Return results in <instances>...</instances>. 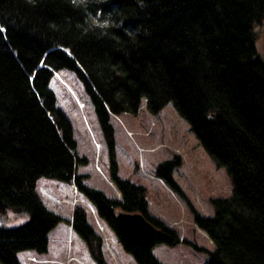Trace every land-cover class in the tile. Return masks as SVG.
<instances>
[{
    "label": "trees",
    "instance_id": "1",
    "mask_svg": "<svg viewBox=\"0 0 264 264\" xmlns=\"http://www.w3.org/2000/svg\"><path fill=\"white\" fill-rule=\"evenodd\" d=\"M261 22L264 0H0V214L27 215L0 227V264H20L19 251L45 253L47 233L61 220L40 199V177L73 183L135 264H161L153 246L179 238L148 212L145 187L117 175L109 122V114L136 112L141 99L150 114L170 102L230 178L229 195L210 198L212 214L202 215L172 179L177 156L155 166L212 243L204 264H264V60L253 32ZM63 69L92 105L119 198L75 172L86 160L49 87ZM116 210L140 213L160 235L127 239ZM70 226L94 263L106 264L102 240L78 205Z\"/></svg>",
    "mask_w": 264,
    "mask_h": 264
},
{
    "label": "rangeland",
    "instance_id": "2",
    "mask_svg": "<svg viewBox=\"0 0 264 264\" xmlns=\"http://www.w3.org/2000/svg\"><path fill=\"white\" fill-rule=\"evenodd\" d=\"M253 32L256 56L264 60V22L255 25ZM49 87L55 95V104L70 123L76 154L86 160L85 164L75 167V172L84 176L83 182L86 185L102 191L107 196L119 198L117 189L108 177L104 138L81 82L72 71L63 69L53 72ZM109 122L113 132L117 175L145 187L148 212L164 225L173 228L179 238L175 246L164 244L153 246L151 250L153 256L161 264H204L207 259L206 252L212 250L213 245L207 235L192 223L187 204L162 179L154 175L155 166L163 160L177 156L178 165L172 170V179L193 209L202 215L212 214L210 198L229 195L231 181L228 175L223 168L215 167L193 135L187 121L176 112L170 102L157 113L150 114L146 110L145 100L141 99L136 112L109 114ZM40 178L35 185L36 190L49 204V197L44 194L43 189L47 187L48 191H52L46 183L48 178ZM50 181L57 184V180L50 179ZM57 199L53 205L70 204L68 211H72L74 206L78 205L84 210L87 222L102 240L101 252L106 264H135L131 256L123 251L108 226L96 216L90 202L77 191L76 187L73 188L70 198ZM49 207L53 211L57 210L55 206L49 205ZM59 217L60 221L65 222L61 216ZM26 220V214L6 211L0 214V227H10ZM55 230L57 229L48 234L49 239L52 238ZM69 242V238L63 242L64 256L59 254L60 257L63 256L61 261L39 258L33 251H30L28 256L26 255L29 251L19 252L18 258L22 264H83L75 256H79V252L84 248L85 264H95L81 238L78 242L84 247L80 246L79 250L71 251ZM50 244L57 245L54 240H51ZM194 246L200 248L196 249Z\"/></svg>",
    "mask_w": 264,
    "mask_h": 264
},
{
    "label": "crops",
    "instance_id": "3",
    "mask_svg": "<svg viewBox=\"0 0 264 264\" xmlns=\"http://www.w3.org/2000/svg\"><path fill=\"white\" fill-rule=\"evenodd\" d=\"M41 178H38L36 180V183L35 185L38 183V181H40ZM49 186L51 188L52 191H48L47 190V187H43V189L45 190V195L49 197L48 201H50L49 204H47L44 199L41 197V200H42V203L44 204V206H46L47 209L53 211L49 205L51 206H55V208H57V210H54L53 212L56 213V215H59L61 216L65 222L63 221H59L53 228H51L49 230V232L47 233V249L45 251V253L43 254H38V255H35L39 258L43 257L42 259H45V260H56V261H61L64 256V248L62 249L64 243L63 242H66V238H69L70 239V242H69V246H70V250L72 251L73 249H77L79 250L80 249V246L81 247H84L81 243V245L79 244V237L75 234V232L71 229V226H70V217H71V210H69L70 208V204H68L67 206H56V205H53V203H56V200H58L57 198H64V199H68L72 196V191H73V188L75 189V186L69 184V183H64V182H60V181H57L56 183L58 184H55L54 182L50 181V179H47ZM41 183H44V181H41ZM47 193V194H46ZM40 194H42V192H40ZM47 200V199H46ZM63 212V213H62ZM61 225V226H60ZM54 229H57L55 230V232L53 233L52 235V238L49 239L48 238V234L53 231ZM66 237V238H65ZM51 240H54V242H56L57 245H51L50 244V241ZM63 241V242H62ZM27 251V250H25ZM19 252H22V251H19ZM18 252V253H19ZM84 248H82V251L79 252V256H75V258L78 260V261H81L83 264H85V255H84ZM18 253L16 255L18 261L21 263L20 259L18 258ZM30 253L27 252V255ZM44 254H48L46 257L45 256H42ZM63 255L62 257L59 256ZM47 263H49V261H47ZM22 264V263H21ZM51 264V263H50ZM88 264V263H87Z\"/></svg>",
    "mask_w": 264,
    "mask_h": 264
},
{
    "label": "water",
    "instance_id": "4",
    "mask_svg": "<svg viewBox=\"0 0 264 264\" xmlns=\"http://www.w3.org/2000/svg\"><path fill=\"white\" fill-rule=\"evenodd\" d=\"M114 221L121 234L135 243H149L160 235V229L140 213L116 210Z\"/></svg>",
    "mask_w": 264,
    "mask_h": 264
}]
</instances>
